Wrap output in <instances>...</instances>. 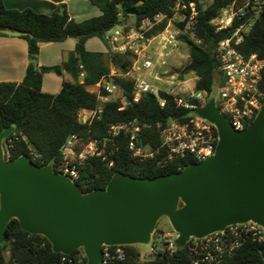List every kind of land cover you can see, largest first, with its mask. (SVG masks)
<instances>
[{"label": "trees", "instance_id": "obj_1", "mask_svg": "<svg viewBox=\"0 0 264 264\" xmlns=\"http://www.w3.org/2000/svg\"><path fill=\"white\" fill-rule=\"evenodd\" d=\"M53 1L58 6L51 15H46L29 8L22 11L9 9L4 0H0V28L5 30L0 32V36L13 34L25 40L29 55V66L20 84L0 83V132L13 128L5 142L6 159L12 161L27 156L36 165H50L56 171L63 160L61 148L70 136L79 137L78 151L83 145L99 141L102 156L91 158L81 168L80 178L76 181L84 194L104 190L113 179L122 175L154 179L182 172L199 163L179 157L169 159L162 138L168 122H187L195 109L185 108L180 103L184 101L181 96L163 91H160L159 96L147 94L139 103L132 102L134 80L125 74L130 71L133 59L129 55L114 54L105 42L107 32L118 25L128 24L123 21L130 19L129 14H134V25L158 14L172 16L176 0H91L102 14L82 22L70 16L64 0ZM191 1L197 4L199 10L196 37L201 43L184 40L189 61L181 71V76L193 75L194 90L204 95L201 101L189 99L185 102L202 107L215 99L214 91L222 82L215 47L220 41L230 38L233 32L218 33L211 21L223 8L234 2L243 5L247 0H205V4L201 3L202 0ZM260 1V14L238 49L246 56L257 54L264 60V0ZM252 14L248 12L244 22ZM163 27L153 33H158ZM96 37L107 45L106 53L87 50L86 43ZM69 38L76 40V47L62 66L39 65L42 43H63ZM112 69L116 71L113 76ZM64 71L72 75L74 82H64L57 95L44 93V75L54 73L61 76ZM81 75L83 83L79 82ZM104 80H111L122 87L127 105L120 111L123 103L119 99L112 100L103 106L102 114L91 123H81V110H96L100 107L98 95L90 92L89 88ZM260 87L264 91V70ZM102 93L105 94V90ZM161 100L164 101L163 106ZM130 123L140 128L137 145L151 155L135 156L129 149L130 135L125 132L108 139L111 127ZM6 235V241L0 243V264H62L63 258L72 261L67 264H87L82 249L75 250L69 256L55 253L45 237L22 230L16 219L9 223ZM263 247L264 239L247 238L221 264H264L261 255ZM121 248L125 251V259L112 264H192L188 243L184 247H177L172 255L159 253L147 262H140L142 253L138 246Z\"/></svg>", "mask_w": 264, "mask_h": 264}, {"label": "water", "instance_id": "obj_2", "mask_svg": "<svg viewBox=\"0 0 264 264\" xmlns=\"http://www.w3.org/2000/svg\"><path fill=\"white\" fill-rule=\"evenodd\" d=\"M197 114L216 127L212 157L154 179L122 175L87 194L53 166H38L27 156L7 160L4 145L13 128L3 130L0 243L16 219L22 230L45 237L55 253L82 249L87 264H102L105 246L150 244L163 217L178 247L231 225L253 222L264 229V104L243 131L233 129L214 99ZM261 255L264 260V247Z\"/></svg>", "mask_w": 264, "mask_h": 264}, {"label": "built area", "instance_id": "obj_3", "mask_svg": "<svg viewBox=\"0 0 264 264\" xmlns=\"http://www.w3.org/2000/svg\"><path fill=\"white\" fill-rule=\"evenodd\" d=\"M202 2L205 4V0ZM261 8L260 0H247L243 5L234 2L223 8L220 14L211 21L218 33L233 31L230 38L220 41L215 47L222 82L217 88L218 95L214 100L219 112L229 120L236 131L245 130L257 117L264 104V91L260 87L263 80L264 60L257 54L246 56L238 49L258 18ZM248 12H253V14L247 22H244L243 19ZM198 17L199 10L194 1L176 0L172 16L158 14L154 18L142 20L138 25H118L105 34V42L111 47L114 54L129 55L133 59L130 71L125 74L134 80L132 102L139 103L147 94L159 96L160 91L175 94L171 89L175 85V82L172 81L173 77L163 79L157 72L158 67L164 64L160 60L163 54L156 58L151 47L156 39H159L157 45L162 51H178L187 45L184 40L200 44L201 41L196 37ZM237 22L238 24L235 25ZM161 27H163L161 31L153 33ZM81 76L83 77V75ZM154 81H160V86L156 85ZM103 90H105V94L102 93ZM89 91L98 95L100 107L96 110L85 109L79 112V120L84 124L91 123L101 115L103 106L108 102L119 99L123 103V106L119 108L120 111L124 110L128 102L123 97L122 87L111 80H104L95 87H90ZM117 96L118 98H116ZM189 99L201 101L204 99V95L192 90L184 101H180L185 108L195 109V113L187 122L170 121L167 123L162 132L163 146L169 159L179 157L202 162L215 154L219 136H216V127L197 114V109L200 107L185 102ZM160 103L162 106L164 105L163 100ZM121 132L130 135L129 149L135 156L147 157L151 155L137 145L139 127L133 123L113 126L109 131L108 139ZM99 143V141H92L83 145L78 151L79 137L77 135L70 136L61 148L63 160L55 172L68 176L76 183L80 178L81 168L91 158L102 156ZM161 235L163 248L160 249L153 245L148 255H141L140 262L150 261L159 253L172 255L177 250V236L174 238L171 234ZM247 238L263 240L264 229L253 222H247L228 226L223 231L203 238H191L188 244L192 264H221ZM125 256V251L121 246H105L102 264H112L116 260H124ZM71 262L66 258L62 260V264Z\"/></svg>", "mask_w": 264, "mask_h": 264}, {"label": "crops", "instance_id": "obj_4", "mask_svg": "<svg viewBox=\"0 0 264 264\" xmlns=\"http://www.w3.org/2000/svg\"><path fill=\"white\" fill-rule=\"evenodd\" d=\"M9 9H32L37 13L51 15L58 4L53 0H4ZM67 4L70 16L77 22L99 17L101 9L91 0H64ZM124 23L133 24L134 18L129 16ZM76 40L69 38L63 43H42L40 45L39 65L43 67L62 66L68 55L75 50ZM86 48L91 52L108 51L107 45L100 38H92L86 43ZM152 53L157 56L162 49L155 43L151 47ZM29 66L27 42L16 35L8 34L0 36V83L20 84L26 75ZM116 71L112 69V76ZM64 82H74L71 74L63 72L61 76L54 73H46L43 77L42 91L47 94L57 95ZM79 82L83 83L80 76ZM95 87V86H93Z\"/></svg>", "mask_w": 264, "mask_h": 264}, {"label": "rangeland", "instance_id": "obj_5", "mask_svg": "<svg viewBox=\"0 0 264 264\" xmlns=\"http://www.w3.org/2000/svg\"><path fill=\"white\" fill-rule=\"evenodd\" d=\"M158 42L159 39H156L155 43ZM160 54H163V57H161L160 60L161 63L164 64L158 67L157 72L159 73L160 77H162L163 79L173 77V80L172 79L171 80L175 82V85L171 89L174 90L175 94L181 96L183 99H186L187 96L190 94V92L194 90V84H195V77L193 75L189 74V75L181 76L182 75L181 71L189 61L188 51L186 47L183 46L178 51H170V50L162 51V53ZM160 54H158L156 58ZM154 83L159 86L161 84L160 81L159 82L154 81ZM214 95L215 96L218 95L217 89L214 91ZM116 98H118V96ZM4 149L6 152L7 149L6 143L4 145ZM157 230H160L163 233H160L159 231L157 232ZM161 234H171L174 238H176L177 236V234L173 231L168 218L166 217H163L158 222L156 229L153 233L151 243L147 245L138 246V248H140L141 250V253L148 255L153 245H156L160 249L163 248V242H162L163 238Z\"/></svg>", "mask_w": 264, "mask_h": 264}]
</instances>
